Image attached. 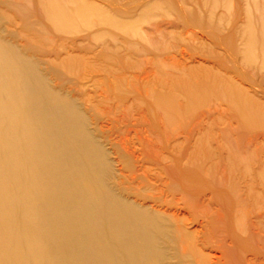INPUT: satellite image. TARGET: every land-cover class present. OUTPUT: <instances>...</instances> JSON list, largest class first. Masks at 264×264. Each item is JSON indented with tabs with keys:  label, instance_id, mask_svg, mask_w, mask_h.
<instances>
[{
	"label": "bare ground",
	"instance_id": "6f19581e",
	"mask_svg": "<svg viewBox=\"0 0 264 264\" xmlns=\"http://www.w3.org/2000/svg\"><path fill=\"white\" fill-rule=\"evenodd\" d=\"M153 10L143 5L142 16ZM119 11L87 0H0V264H221L225 239L241 245L247 234L241 205L264 207V162L255 171L232 144L230 172L219 177L179 160L172 135L164 143L161 132H120L131 110L136 128L147 108L125 81L127 57L117 58L112 30L133 32ZM185 19L201 22L194 13ZM81 28H95L86 37L100 51L79 54ZM246 34L241 51L232 40L225 46L264 63V24L251 15ZM83 68L92 74L79 77ZM215 77L202 81L264 127L263 105ZM256 237L264 242L244 240Z\"/></svg>",
	"mask_w": 264,
	"mask_h": 264
},
{
	"label": "rangeland",
	"instance_id": "374dc122",
	"mask_svg": "<svg viewBox=\"0 0 264 264\" xmlns=\"http://www.w3.org/2000/svg\"><path fill=\"white\" fill-rule=\"evenodd\" d=\"M87 1L97 3L109 11L120 10L125 17L123 21L133 31L114 29L111 37L115 38L116 46L120 48L117 58L123 59L126 56L128 59V68L120 66L125 68L127 85L142 90L147 118L143 122L139 121L135 128L133 125L137 121L133 120H137L138 111L131 110V117L117 123L121 127L120 132H161L160 138L164 143L172 135L179 160L186 159L185 163L191 157L190 162L199 165L203 163L207 171L212 167L217 169L219 177H226L230 172L227 157L232 144L233 148L240 149L253 163L255 171L259 170L264 162V127L259 128L252 118L239 113L230 101L219 95L220 89L216 84L202 80L206 76H216V79L231 82L244 95L260 102L264 107L263 60L257 58V62L250 65L241 54L232 53L225 46L230 40L239 51L247 45L244 44V36L247 35L250 16L264 24V0ZM145 4H154L153 13L146 19L142 16ZM193 13L199 16L200 23H190L185 19L186 14ZM209 21L213 27L208 26ZM7 29L10 30L11 27L7 25ZM94 33L95 28L79 29V54L85 55L88 49L100 51L86 37H91ZM91 74L88 69L83 68L79 77ZM82 89L85 92L94 91L91 84ZM195 96H198L197 99ZM156 100L162 104L158 116L151 114ZM171 105L178 107L179 112L173 114L170 111ZM100 124L105 127L106 120H102ZM149 139L156 143L154 137ZM204 150L213 152L214 157L205 160L202 156ZM196 152L201 155L198 156ZM246 181L247 179L241 178L243 196H247L244 189ZM240 210L246 215L247 228V234L241 235V245L226 238L221 255L215 251L218 246L211 240L212 248L209 251L222 256L221 264H239L238 257H241V264H264V242L257 240L258 237L244 240L251 235L260 236L264 240V207L249 203L242 204Z\"/></svg>",
	"mask_w": 264,
	"mask_h": 264
}]
</instances>
